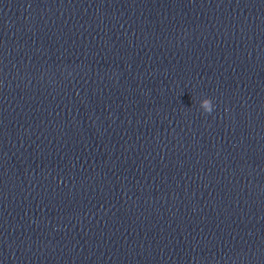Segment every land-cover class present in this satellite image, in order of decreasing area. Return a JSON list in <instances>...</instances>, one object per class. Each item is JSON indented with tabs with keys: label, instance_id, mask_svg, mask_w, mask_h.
I'll return each mask as SVG.
<instances>
[{
	"label": "water",
	"instance_id": "obj_1",
	"mask_svg": "<svg viewBox=\"0 0 264 264\" xmlns=\"http://www.w3.org/2000/svg\"><path fill=\"white\" fill-rule=\"evenodd\" d=\"M0 264H264V0H0Z\"/></svg>",
	"mask_w": 264,
	"mask_h": 264
},
{
	"label": "clouds",
	"instance_id": "obj_2",
	"mask_svg": "<svg viewBox=\"0 0 264 264\" xmlns=\"http://www.w3.org/2000/svg\"><path fill=\"white\" fill-rule=\"evenodd\" d=\"M201 107L205 113H210L213 109V105H212L211 100L209 98H205L201 102Z\"/></svg>",
	"mask_w": 264,
	"mask_h": 264
}]
</instances>
